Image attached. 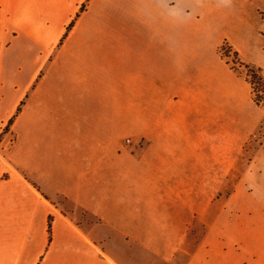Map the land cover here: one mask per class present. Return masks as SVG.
<instances>
[{
	"label": "crops",
	"instance_id": "obj_1",
	"mask_svg": "<svg viewBox=\"0 0 264 264\" xmlns=\"http://www.w3.org/2000/svg\"><path fill=\"white\" fill-rule=\"evenodd\" d=\"M84 1L0 0V264H264V142L239 174L263 111L216 55L264 77V0L58 47Z\"/></svg>",
	"mask_w": 264,
	"mask_h": 264
},
{
	"label": "rangeland",
	"instance_id": "obj_2",
	"mask_svg": "<svg viewBox=\"0 0 264 264\" xmlns=\"http://www.w3.org/2000/svg\"><path fill=\"white\" fill-rule=\"evenodd\" d=\"M218 1L219 2L217 5L219 6V4L222 3L224 11H228V12H231L235 7H238L237 6L238 4L240 8H244L245 7L244 1L248 3V5L256 4L255 0H218ZM236 1H238L239 3H237ZM213 3H215L214 0H162V2L159 5H155L154 0H95L94 5L92 7L93 11L95 9V11L105 13L103 14L104 19H100L93 23H89V21L85 20L82 24L76 26L75 23L77 21H82L84 17H86L85 16L86 12L90 10V5H91L90 0H85L84 3L81 5L80 9L78 10V12H76V14L72 18L68 26L66 27L64 35L62 36L58 44V47H61L67 41L69 33L74 28L76 29L78 28L79 29H87V28L90 29L121 28L122 29L123 28L125 30H129L130 28H135L133 25L135 22L138 28L143 32L140 33L142 35V40L144 42L147 41L142 44L144 45L145 48H149L152 42L151 35L152 33H155L154 30L165 28L164 17L167 14L176 15V17L181 19V21L175 22L174 24L175 29H180L182 24H184L182 22L185 23L188 22L193 27H196V29H199L201 27V25H199L200 22H202L203 25L206 26L207 28H213L215 26H218L219 24L216 21H214V12L210 13V12H205V10H203L207 8V5L209 8L214 9L215 4L212 5ZM259 6L260 7L254 9V13H256L255 15L258 17L260 15L264 17V5H262L261 3V5ZM82 16L83 18H81ZM209 17L211 18V20L209 19ZM95 23L96 25H94ZM211 31L212 34L211 36L208 35V41L205 43L206 46L209 48L213 47L217 39H220V36L217 35L216 32H214V29H212ZM204 37L206 38V36ZM225 42L230 47H232L227 40H223L216 48V55L220 58V60L223 63V66L230 73V77L232 78L231 80H236L240 85L241 84L245 85L248 95L252 100V93L250 86L245 81L246 69L244 68V66L239 64V61L240 63L242 62L245 64L254 65L256 67L259 66L245 61L240 56V54H238V57H234L232 53L230 56H224L222 54L220 55L219 49L221 46H224ZM232 49L236 51L233 47ZM252 103L255 104L253 100ZM257 107L263 111L261 107L259 106ZM19 109H21V106L19 107ZM263 142H264V111L260 122L255 127L253 133L250 135L248 141L245 144L246 150L244 149V152H242L244 156H242L239 162L240 163L239 174L243 171L244 166L246 165L245 164L246 159L249 160L253 157V155H256L258 150H260V148L262 147ZM3 152H5V150L3 149V147H1L0 148L1 156H3ZM259 170L260 168L257 167L254 172L258 176H259ZM232 172L233 171H230L229 173ZM233 183L234 181H232V183L224 182V185H229Z\"/></svg>",
	"mask_w": 264,
	"mask_h": 264
},
{
	"label": "trees",
	"instance_id": "obj_3",
	"mask_svg": "<svg viewBox=\"0 0 264 264\" xmlns=\"http://www.w3.org/2000/svg\"><path fill=\"white\" fill-rule=\"evenodd\" d=\"M220 55L238 57V53L232 49L226 42L219 49ZM237 59V58H236ZM239 60V59H238ZM246 69L245 81L249 84L253 102L264 111V77L259 67L254 65L240 63Z\"/></svg>",
	"mask_w": 264,
	"mask_h": 264
}]
</instances>
